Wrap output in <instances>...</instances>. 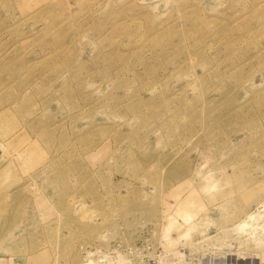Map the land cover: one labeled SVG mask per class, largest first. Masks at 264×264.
<instances>
[{"label": "rangeland", "instance_id": "obj_1", "mask_svg": "<svg viewBox=\"0 0 264 264\" xmlns=\"http://www.w3.org/2000/svg\"><path fill=\"white\" fill-rule=\"evenodd\" d=\"M262 238L264 0H0V264Z\"/></svg>", "mask_w": 264, "mask_h": 264}, {"label": "bare ground", "instance_id": "obj_2", "mask_svg": "<svg viewBox=\"0 0 264 264\" xmlns=\"http://www.w3.org/2000/svg\"><path fill=\"white\" fill-rule=\"evenodd\" d=\"M259 241V240H258ZM257 245L259 244V243H256ZM260 248H261V251L259 252H257L256 254L255 253H253V254H255L252 258H250L249 257V260L247 261V263H245V264H264V239L262 238V240H261V244H260V246H259ZM252 254V253H251ZM245 255H246V253H245ZM249 256H250V254H249ZM244 257V256H243ZM247 258V257H246ZM245 260V259H244ZM229 261H231L230 259H229ZM229 261H228V263H229ZM235 261V260H234ZM239 262V261H238ZM211 263V262H210ZM232 263V262H231ZM233 264V263H232ZM238 264V263H237Z\"/></svg>", "mask_w": 264, "mask_h": 264}]
</instances>
